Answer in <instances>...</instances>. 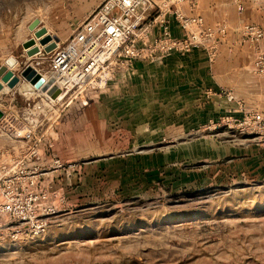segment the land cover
<instances>
[{
    "label": "rangeland",
    "instance_id": "obj_1",
    "mask_svg": "<svg viewBox=\"0 0 264 264\" xmlns=\"http://www.w3.org/2000/svg\"><path fill=\"white\" fill-rule=\"evenodd\" d=\"M101 1L0 0V67ZM216 3L178 4L176 46L41 109L29 191L47 226L0 242V264H264V0Z\"/></svg>",
    "mask_w": 264,
    "mask_h": 264
},
{
    "label": "built area",
    "instance_id": "obj_2",
    "mask_svg": "<svg viewBox=\"0 0 264 264\" xmlns=\"http://www.w3.org/2000/svg\"><path fill=\"white\" fill-rule=\"evenodd\" d=\"M186 0H102L65 41L50 52L40 51L28 64L47 82L53 80L59 93L51 97L29 82H21L13 89L22 102L21 113L14 114L7 104H0V137L22 142L0 144V242L40 235L47 220L38 209V198L29 189L38 179L34 164L29 163L41 148L45 134L40 133L38 120L42 108H53L68 95L104 86L121 62L162 54L176 46L170 35L168 13L182 21L176 8ZM180 21V22H181ZM154 25L161 33L152 34ZM180 49L185 47L179 42ZM22 82L26 84L23 85ZM58 161H56L57 163ZM56 198V196H55Z\"/></svg>",
    "mask_w": 264,
    "mask_h": 264
},
{
    "label": "water",
    "instance_id": "obj_3",
    "mask_svg": "<svg viewBox=\"0 0 264 264\" xmlns=\"http://www.w3.org/2000/svg\"><path fill=\"white\" fill-rule=\"evenodd\" d=\"M39 21L35 20L31 29L38 25ZM59 42V39L55 36H51L46 28H39L34 33V38L23 43V48L26 51L28 58H32L40 51L50 53ZM17 61L11 58L6 61L4 66L0 67V92L4 87L8 89H14L21 80L29 82L36 89H40L41 92L47 93L51 97H56L59 93L58 89L53 86V80L45 81L44 78L37 75L34 69L28 65L21 69L19 72H15L13 69L16 67Z\"/></svg>",
    "mask_w": 264,
    "mask_h": 264
},
{
    "label": "crops",
    "instance_id": "obj_4",
    "mask_svg": "<svg viewBox=\"0 0 264 264\" xmlns=\"http://www.w3.org/2000/svg\"><path fill=\"white\" fill-rule=\"evenodd\" d=\"M206 2V4L208 6H215L217 5V1L219 0H199V6L201 3ZM226 4V0L224 5ZM185 8V7H184ZM28 60V59H27ZM17 70V69H16ZM23 85H25V82H22ZM5 103L7 104L6 106L9 107V109L11 110V112H13L14 114H18L21 113L22 109L21 107H17L18 104L22 105L20 99H18L15 95V90L13 89H8L5 88L0 92V104L1 103ZM9 143L15 145V149H18L19 147H21L23 145L22 142H14L11 140H4L3 138L0 137V144L3 146L9 145Z\"/></svg>",
    "mask_w": 264,
    "mask_h": 264
},
{
    "label": "bare ground",
    "instance_id": "obj_5",
    "mask_svg": "<svg viewBox=\"0 0 264 264\" xmlns=\"http://www.w3.org/2000/svg\"><path fill=\"white\" fill-rule=\"evenodd\" d=\"M6 87H4V89H5Z\"/></svg>",
    "mask_w": 264,
    "mask_h": 264
}]
</instances>
